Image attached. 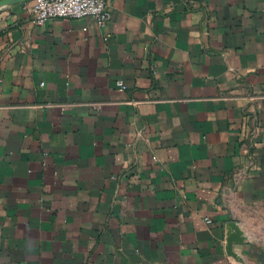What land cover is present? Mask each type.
<instances>
[{"label":"crops","instance_id":"1","mask_svg":"<svg viewBox=\"0 0 264 264\" xmlns=\"http://www.w3.org/2000/svg\"><path fill=\"white\" fill-rule=\"evenodd\" d=\"M33 1L0 4V264H264V0Z\"/></svg>","mask_w":264,"mask_h":264},{"label":"built area","instance_id":"2","mask_svg":"<svg viewBox=\"0 0 264 264\" xmlns=\"http://www.w3.org/2000/svg\"><path fill=\"white\" fill-rule=\"evenodd\" d=\"M29 11L36 23H43L56 15H91L98 25H102L111 17L109 5L105 0H34L29 6Z\"/></svg>","mask_w":264,"mask_h":264},{"label":"water","instance_id":"3","mask_svg":"<svg viewBox=\"0 0 264 264\" xmlns=\"http://www.w3.org/2000/svg\"><path fill=\"white\" fill-rule=\"evenodd\" d=\"M16 0H0V4L4 2H11ZM230 233L227 237V246L229 253L236 255V251L233 250V244L243 242L246 239V235H244L242 228L236 220H231L229 222Z\"/></svg>","mask_w":264,"mask_h":264}]
</instances>
